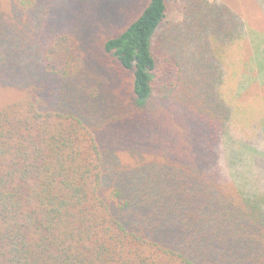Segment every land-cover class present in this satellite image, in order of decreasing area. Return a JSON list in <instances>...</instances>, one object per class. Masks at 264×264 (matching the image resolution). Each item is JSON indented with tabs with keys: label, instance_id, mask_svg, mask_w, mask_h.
<instances>
[{
	"label": "trees",
	"instance_id": "16d2710c",
	"mask_svg": "<svg viewBox=\"0 0 264 264\" xmlns=\"http://www.w3.org/2000/svg\"><path fill=\"white\" fill-rule=\"evenodd\" d=\"M173 2L110 33L99 0H0V264H264L257 136L224 94L247 25Z\"/></svg>",
	"mask_w": 264,
	"mask_h": 264
},
{
	"label": "rangeland",
	"instance_id": "374dc122",
	"mask_svg": "<svg viewBox=\"0 0 264 264\" xmlns=\"http://www.w3.org/2000/svg\"><path fill=\"white\" fill-rule=\"evenodd\" d=\"M179 1L174 0L169 7L167 17L171 22L184 19L182 2ZM209 1L230 7L248 28V37L226 51L227 78L224 94L233 108L232 133L249 140L257 136L251 146L256 161L241 165L237 173L248 180L258 177L264 187V0ZM145 2L146 0H99V7L93 10H98L99 20L102 24L105 23L104 28L111 33L143 8ZM248 77L250 82H244ZM245 84L249 86L240 90ZM240 137L237 139L242 140ZM233 181L230 182L231 185Z\"/></svg>",
	"mask_w": 264,
	"mask_h": 264
}]
</instances>
